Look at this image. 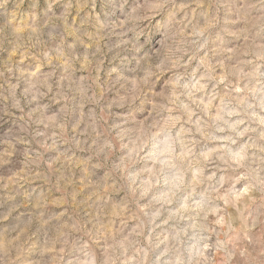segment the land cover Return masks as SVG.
I'll return each mask as SVG.
<instances>
[{
	"label": "clouds",
	"instance_id": "clouds-1",
	"mask_svg": "<svg viewBox=\"0 0 264 264\" xmlns=\"http://www.w3.org/2000/svg\"><path fill=\"white\" fill-rule=\"evenodd\" d=\"M0 264H264V0H0Z\"/></svg>",
	"mask_w": 264,
	"mask_h": 264
}]
</instances>
